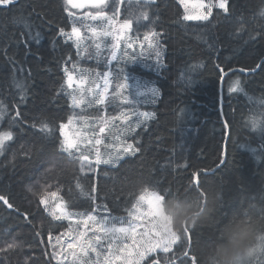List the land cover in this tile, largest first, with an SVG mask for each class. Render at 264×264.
<instances>
[{
	"label": "trees",
	"instance_id": "trees-1",
	"mask_svg": "<svg viewBox=\"0 0 264 264\" xmlns=\"http://www.w3.org/2000/svg\"><path fill=\"white\" fill-rule=\"evenodd\" d=\"M106 5L109 18L118 16L115 21H92L84 16L88 7L72 8L65 0H14L0 5V132L13 134L0 150V196L14 205L9 209L0 201V247L22 245L4 258L6 264H22L28 257L30 264H60L56 258L73 251L81 259L79 264H107L106 257L111 264H122L121 249L125 243L131 246V240L121 234L111 248L108 242L115 238L107 237L97 251L83 257L80 249L68 252L64 240L76 236L83 226L76 221L88 213L101 221L107 217L109 226L128 227L133 204L140 214L148 212L152 193L164 196L158 199L155 209L160 205L162 209L154 211V222L164 235L175 233L181 239L171 252L153 253L141 264H193V258L195 264H203L202 251L223 242L225 227L249 217L264 222V209H259L264 204V69L256 68L264 60V0H227L228 11L213 7L208 21L184 20L180 0H107ZM188 8L193 14L194 8ZM144 11L150 19L137 21ZM126 18L133 21V30L124 32L125 41L131 37L135 53L139 56L143 51L144 58L133 63L132 49L125 43L115 50L120 65L126 67L123 70L111 59V45ZM82 25L85 39L78 54L60 29L70 33L73 26ZM90 26L113 34L104 38L103 55H96L94 48L91 57L87 54ZM149 30L161 34L163 65L158 71L149 67L155 65L154 55L147 59L150 50L141 49L136 39L142 40ZM36 33L39 43L29 39ZM65 67H75L77 74L86 71L89 87L103 85V73L108 72V102L95 103L91 111L73 108ZM255 68L252 73L238 71ZM123 74L156 87L159 96L154 101L150 93L136 96L130 105L123 104L119 95L113 99ZM237 80L240 90L230 92ZM133 111L155 116L137 127ZM122 114L129 119L123 120ZM85 116L100 119L80 118ZM71 118V124L79 120L85 132L76 137L89 156L83 169L81 153L69 156L60 148V125ZM104 121L106 131L100 134ZM42 122L48 131H41ZM93 137L102 143L96 145ZM129 144L133 149L113 157ZM96 147L111 149L110 157L101 158L109 163L96 164ZM47 186L58 192L59 198L49 197L51 206L63 202L69 218L53 221L43 206L38 211L34 193H43ZM142 195L145 199L140 201ZM174 217L176 221L193 217L196 222L177 223ZM133 222L139 239V233L151 230L153 221L141 215ZM89 227L94 230L96 225L90 222ZM185 227L189 233H184ZM92 232L87 236L92 237ZM256 245L258 251L248 264H264V236L257 238ZM53 246L55 258L50 259Z\"/></svg>",
	"mask_w": 264,
	"mask_h": 264
},
{
	"label": "snow or ice",
	"instance_id": "snow-or-ice-1",
	"mask_svg": "<svg viewBox=\"0 0 264 264\" xmlns=\"http://www.w3.org/2000/svg\"><path fill=\"white\" fill-rule=\"evenodd\" d=\"M148 2V0H146ZM14 3V0H0V5H9ZM180 3L185 6V12L183 19L184 20H197V21H208L209 16L212 14L213 7H218L225 12L228 11L227 8V0H218L216 4L212 3V0H209L207 4L204 3V0H198L194 7L196 8V14H188L189 13V0H180ZM66 5H70L72 8H82L88 7L90 11L84 13L86 18H90L92 21L104 20V19H115V13L113 17L109 18L105 11L106 8V0H84L83 3H77L76 0H65ZM68 11V9H65ZM94 10V11H93ZM118 11V10H117ZM69 15H73V13L69 12ZM143 18L144 20H149V15L147 11L141 13L140 17H137V21ZM82 27L73 26L70 33H66L63 28L60 29V34L67 37V40L73 41L75 44L78 54L79 49L82 47L81 41L85 39V36L82 35ZM89 30L91 31V36L88 39L91 41L89 45L87 54L89 57L93 55V48L95 49L96 55H103L102 44H106L104 38L109 37L112 34L110 30H98L94 26H90ZM133 30V21L130 18H126L123 20L120 29L114 36V43L111 45V59L117 60L118 56L116 54V49L121 48L125 45L127 49H132V54L130 59L133 63L137 62L139 59L144 58L143 51L139 54V56L135 53L136 42L128 37L127 41L124 38V32H131ZM160 33L156 31L149 30L143 35L142 40L139 37L136 39L140 41L139 47L144 49L147 47L150 51L148 54L147 59H151L154 55L155 57V65H149V67H153L154 71H158L159 68L163 65L162 59V46L160 43ZM39 33H36L35 36H29V39L35 40L36 43H39ZM256 68L264 69V60H261L260 63L256 65ZM66 80L65 85L66 88L70 91L68 95L71 97V105L73 108H82L85 104L91 105L93 101L97 105L106 104L108 102L106 93L109 92V73H103L104 83L103 85H98L96 89L89 87L90 77L88 73L84 70H81L79 74H77L75 67L72 70H69L67 67L64 69ZM240 71H245V69H240ZM251 71H255V69H251ZM240 81L237 80L233 87L229 89L230 92H235L240 90ZM17 87H21L17 84ZM101 88L103 89L101 91ZM143 89V91H141ZM114 94L113 99L117 98V95L121 98V101L125 105H130L135 102L136 96H143L146 93H150L153 101L156 97L159 96V90L156 87H149L147 84H141L134 76L129 74L124 75L123 82L118 83L113 90ZM128 92V96H124L123 93ZM133 116H136L137 119V127L140 126L141 123H145L147 120L154 118L155 114L150 112H141L138 113L136 111L132 112ZM19 116V113H17ZM81 119H85L86 121H91L92 119H100V118H93V117H80ZM121 117H116L113 119H120ZM123 120L127 121L129 116L122 114ZM71 123V119L69 120ZM105 126L99 127V133L103 134L106 131L107 121H104ZM35 126V125H33ZM253 126H255V121H253ZM66 127L63 123L60 125L61 128V136L64 139L61 141L60 148L61 151L67 153L69 156H75L76 153H81L78 157L79 161L81 162V169H83L84 162L89 161V156L84 155L82 149L80 147V140L76 138L69 139L63 132V129ZM48 125L46 123L41 124V131H48ZM13 139V134L10 131L0 132V150H2L5 146L7 141ZM95 144L100 145L102 140L99 138H95ZM92 140L89 139L88 143L91 144ZM130 149H133L131 144L127 145L123 149L126 153ZM138 151V149H134ZM28 155V153H25ZM100 163H109L107 160L100 159V152L97 151V159L96 164ZM223 163V161H222ZM89 167H91V163L89 162ZM195 175V174H194ZM79 186V185H78ZM51 186H47L43 193H34V195H38V211L39 206H43V211L48 214L52 218L53 221H62L64 219L69 218V213L65 211L66 205L61 202L57 203L55 207H52L49 202V197L51 198H59L58 192H54L50 190ZM95 189H93L94 191ZM28 191H32L31 188ZM153 199L148 200V212L140 214V209L137 204H133V209L135 212L129 211V216L132 217V221L129 222L128 227H115L109 226L107 224V217L102 218L101 220H97V217L88 213L85 215V218L82 220H77V226L83 224L86 229H89L90 222L95 224L96 227L92 232V237H88L87 233L82 231L79 233L78 236L69 235V238L64 240V243L67 244L68 249L74 250L77 245L80 248V256H86L89 252L97 251L103 240L107 237H113L115 240L110 239L108 242L109 248L112 247L113 242H119L121 234L122 238L125 240H131V246L127 243L124 244V247L121 249V252L124 253L123 262L122 264H141V261H145L146 258H149L153 253H159V251H163L164 253H169L172 250L174 244L177 243L178 240L181 239V236L175 233H171L169 235H164L161 229V226L155 223L156 220L154 208L158 199H163L164 196L157 195L156 193L151 194ZM145 197L142 195L139 197L140 201H143ZM0 201H3L4 205H6L9 209H12L14 205L9 202V200L4 197L0 196ZM57 210H60L59 214ZM106 210V209H105ZM95 211V209H93ZM141 215L151 217V230H145L142 233H139V239L137 238V228L138 225L135 224L133 221H136L141 218ZM25 218L27 219L28 216L25 214ZM189 229L187 227L184 228V233H189ZM72 241H75L73 243ZM87 241V243H85ZM59 242V238H58ZM22 247L21 244L7 243L4 247H0V264H6L4 258H10V255L16 254L17 250ZM56 249L53 246V255L50 259L55 258ZM73 255L76 256V252L73 251ZM185 256H188V253H184ZM135 257V258H134ZM107 264H111V261L108 260L106 257ZM31 257L23 260L22 264H30ZM75 264V261H74ZM152 264H157V261H153ZM193 264H195V259L193 258Z\"/></svg>",
	"mask_w": 264,
	"mask_h": 264
},
{
	"label": "clouds",
	"instance_id": "clouds-1",
	"mask_svg": "<svg viewBox=\"0 0 264 264\" xmlns=\"http://www.w3.org/2000/svg\"><path fill=\"white\" fill-rule=\"evenodd\" d=\"M259 209H264V204ZM173 219L177 223L196 222L193 217ZM259 236H264V222L255 217L240 219L222 230L223 242L212 243L202 251L203 264H248L258 251Z\"/></svg>",
	"mask_w": 264,
	"mask_h": 264
},
{
	"label": "rangeland",
	"instance_id": "rangeland-1",
	"mask_svg": "<svg viewBox=\"0 0 264 264\" xmlns=\"http://www.w3.org/2000/svg\"><path fill=\"white\" fill-rule=\"evenodd\" d=\"M107 1V0H106ZM76 2L77 3H83L84 2V0H76ZM198 2V0H189V4H188V7H191V8H194V12H193V14H196V8L194 7V4H196ZM204 3L205 4H207L208 3V1H206V0H204ZM86 8V7H85ZM118 17V16H117ZM117 17H115V18H117ZM116 19H114V21H115ZM116 35V33L113 35V41H114V36ZM127 40V39H126ZM114 62H115V66L116 67H118L119 69H123V70H125L126 69V67H124L123 66V64L122 65H120V63H121V60L120 59H117V60H113ZM124 75L125 74H123L122 76L124 77ZM141 81V80H140ZM91 88H93L94 90L96 89V85L95 86H93V87H91ZM103 90V89H102ZM101 90V91H102ZM95 104V102L93 101V103L91 104V105H88V104H85L82 108H79V109H85V108H87L88 110H92V108H93V105ZM126 110H128V108L126 109ZM90 114H91V112H90ZM73 121V119L71 118V122ZM64 125H66V127L63 129V132H64V134L70 139V138H72V137H77L78 135H80V134H85V132H83V127H82V124H81V122L79 121V120H76V122L75 123H73V124H71V123H69V120L67 121V122H64L63 123ZM60 134H61V128H60ZM62 137V140L64 139V137L63 136H61ZM124 148H122V149H120V150H117L118 151V154L117 155H113V157H119V156H121L123 153L121 152V150H123ZM97 151H99L100 152V159L101 158H108V157H110V155H112L111 154V149L110 148H99V147H96L95 148V152H96V154L94 153V159L96 160L97 159ZM84 164H86V162H84ZM158 195V194H157ZM151 199H153V197L151 198ZM150 199V200H151ZM157 204H158V200H157V202H156V205H155V207L157 206ZM161 205H160V209L159 210H157V209H155L154 208V211L155 212H157V213H160V211H161ZM82 231H84V232H86L87 233V235H89L90 234V232H92L93 231V229L92 228H90L89 227V229H86V228H84V225L82 226V228H80V229H78L76 232H75V234H76V236H78L79 235V233L80 232H82ZM73 243H75V241H72ZM75 249H80L79 248V246L77 245V247L75 248ZM67 250H68V252H70L71 250L70 249H68V247H67ZM74 261H75V264H79V262L81 261V259L79 258V256H78V254H77V252H76V256H74L73 255V252L72 253H70V254H65V253H62V254H60L57 258H56V262H58V263H60V264H74ZM100 264H106V263H104V261L102 262V263H100Z\"/></svg>",
	"mask_w": 264,
	"mask_h": 264
},
{
	"label": "water",
	"instance_id": "water-1",
	"mask_svg": "<svg viewBox=\"0 0 264 264\" xmlns=\"http://www.w3.org/2000/svg\"><path fill=\"white\" fill-rule=\"evenodd\" d=\"M238 71H240V69H238ZM240 72H243V73H250V72H252V71H248V70H245V71H240ZM225 74L226 73H224L223 75H222V78H221V82L223 81V78H224V76H225ZM197 180V176L195 177V181Z\"/></svg>",
	"mask_w": 264,
	"mask_h": 264
},
{
	"label": "bare ground",
	"instance_id": "bare-ground-1",
	"mask_svg": "<svg viewBox=\"0 0 264 264\" xmlns=\"http://www.w3.org/2000/svg\"><path fill=\"white\" fill-rule=\"evenodd\" d=\"M264 58V57H263ZM262 58V59H263ZM255 70H256V68H255ZM252 72H254V71H252ZM252 72H250V73H252ZM249 73V72H248ZM221 101H222V93H221V91H220V104H221Z\"/></svg>",
	"mask_w": 264,
	"mask_h": 264
}]
</instances>
